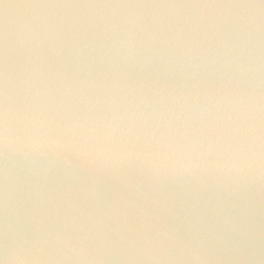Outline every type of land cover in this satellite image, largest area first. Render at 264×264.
Returning a JSON list of instances; mask_svg holds the SVG:
<instances>
[{"label":"water","instance_id":"water-1","mask_svg":"<svg viewBox=\"0 0 264 264\" xmlns=\"http://www.w3.org/2000/svg\"><path fill=\"white\" fill-rule=\"evenodd\" d=\"M3 264H264V0H0Z\"/></svg>","mask_w":264,"mask_h":264},{"label":"snow or ice","instance_id":"snow-or-ice-1","mask_svg":"<svg viewBox=\"0 0 264 264\" xmlns=\"http://www.w3.org/2000/svg\"><path fill=\"white\" fill-rule=\"evenodd\" d=\"M7 109L6 106L0 105V148H5L8 145L7 137ZM3 264V261H0Z\"/></svg>","mask_w":264,"mask_h":264}]
</instances>
